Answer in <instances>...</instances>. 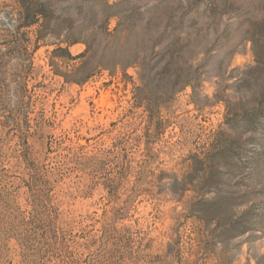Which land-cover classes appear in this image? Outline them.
<instances>
[{
  "label": "rangeland",
  "instance_id": "374dc122",
  "mask_svg": "<svg viewBox=\"0 0 264 264\" xmlns=\"http://www.w3.org/2000/svg\"><path fill=\"white\" fill-rule=\"evenodd\" d=\"M0 264H264V0H0Z\"/></svg>",
  "mask_w": 264,
  "mask_h": 264
},
{
  "label": "trees",
  "instance_id": "16d2710c",
  "mask_svg": "<svg viewBox=\"0 0 264 264\" xmlns=\"http://www.w3.org/2000/svg\"><path fill=\"white\" fill-rule=\"evenodd\" d=\"M22 11L19 13V23L17 29H30L39 25L40 18L43 16L40 10L32 9L31 7H23ZM41 16V17H40ZM36 48V47H35ZM57 53H64L66 54L67 58L72 59L68 49H61L58 48L53 51V54Z\"/></svg>",
  "mask_w": 264,
  "mask_h": 264
}]
</instances>
